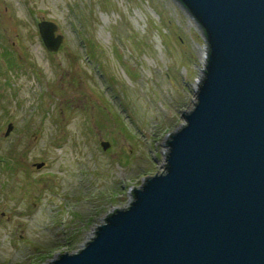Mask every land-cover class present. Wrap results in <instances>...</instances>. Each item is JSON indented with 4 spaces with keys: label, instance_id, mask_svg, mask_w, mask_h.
Returning <instances> with one entry per match:
<instances>
[{
    "label": "rangeland",
    "instance_id": "374dc122",
    "mask_svg": "<svg viewBox=\"0 0 264 264\" xmlns=\"http://www.w3.org/2000/svg\"><path fill=\"white\" fill-rule=\"evenodd\" d=\"M42 19L63 34L56 51ZM205 53L175 0H0V264L81 248L165 170Z\"/></svg>",
    "mask_w": 264,
    "mask_h": 264
},
{
    "label": "water",
    "instance_id": "95a60500",
    "mask_svg": "<svg viewBox=\"0 0 264 264\" xmlns=\"http://www.w3.org/2000/svg\"><path fill=\"white\" fill-rule=\"evenodd\" d=\"M175 1L206 53L196 100L166 140L165 170L47 264H264V0ZM37 25L56 51L57 23Z\"/></svg>",
    "mask_w": 264,
    "mask_h": 264
},
{
    "label": "trees",
    "instance_id": "16d2710c",
    "mask_svg": "<svg viewBox=\"0 0 264 264\" xmlns=\"http://www.w3.org/2000/svg\"><path fill=\"white\" fill-rule=\"evenodd\" d=\"M125 20H126V18H124ZM125 24H127L126 26H125V28L126 27H130L131 28V26H130V24H128V22L126 21V23ZM80 25V27L81 26H83V25H85V24H79ZM132 40L134 41V43H136L137 41L135 40V38L133 37L132 38ZM138 43H139V40H138V42L135 44V45H138ZM91 51V50H90ZM88 57H92L91 55H90V52H89V56Z\"/></svg>",
    "mask_w": 264,
    "mask_h": 264
},
{
    "label": "bare ground",
    "instance_id": "6f19581e",
    "mask_svg": "<svg viewBox=\"0 0 264 264\" xmlns=\"http://www.w3.org/2000/svg\"><path fill=\"white\" fill-rule=\"evenodd\" d=\"M170 135V134H169Z\"/></svg>",
    "mask_w": 264,
    "mask_h": 264
}]
</instances>
